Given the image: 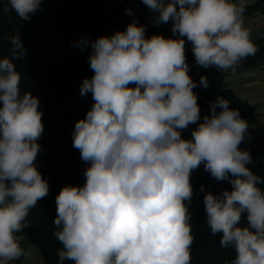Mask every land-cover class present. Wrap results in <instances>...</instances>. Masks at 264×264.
<instances>
[{"label":"clouds","instance_id":"clouds-1","mask_svg":"<svg viewBox=\"0 0 264 264\" xmlns=\"http://www.w3.org/2000/svg\"><path fill=\"white\" fill-rule=\"evenodd\" d=\"M142 2L158 13L157 24L172 20L176 38H146L145 26L133 22L91 42L94 75L82 81L80 95L91 93L94 104L72 132L88 167L82 186L66 185L55 198L57 264H191L190 176L202 163L232 185L204 196L211 233H222L220 246L235 251L232 264H264V189L257 186L264 179L246 167L251 154L239 148L248 122L218 96L198 123V83L185 55L186 38L198 66L233 74L255 56L246 0ZM40 8L41 0H8L3 11L30 21ZM88 43L79 42L82 51ZM9 44L10 57L0 58V264L25 254L16 234L30 226V210L49 193L34 163L44 131L40 101L21 93L14 63L27 50L19 35ZM199 85L209 87L206 76ZM197 123L191 139L182 138Z\"/></svg>","mask_w":264,"mask_h":264},{"label":"trees","instance_id":"trees-1","mask_svg":"<svg viewBox=\"0 0 264 264\" xmlns=\"http://www.w3.org/2000/svg\"><path fill=\"white\" fill-rule=\"evenodd\" d=\"M169 2V0H165ZM8 0H0V58L10 57L9 38L19 35L27 54L22 60L14 61L16 70L22 75L21 93L30 92L40 101L44 131L38 140L41 151L35 164L42 176L49 182V193L38 200L30 210V226L25 229L26 239L37 247L44 264H57V250L62 244L54 236L57 230L53 224L56 217L55 198L66 185L84 184L83 171L88 167L78 149L73 147L72 132L75 123L84 119L94 104L91 93L80 95V86L85 78L91 79V42L101 36H111L125 31L130 23L136 22L146 28V38L163 35L176 38L172 33V20L167 23L155 22L158 13L152 12L142 0H41V8L30 21L20 20L14 12L5 13ZM131 10V15L126 12ZM264 11L260 2L246 4L244 17ZM88 40L82 51L79 42ZM258 48L255 56L242 62L237 69L256 65L264 58V38L253 41ZM185 55L189 64V75L198 86L193 91L198 95L201 120L210 115V104L218 96L227 99L231 109H238L248 123L256 118L251 106L226 88L222 80L223 70L216 67L202 68L197 65L192 44L185 38ZM230 71V70H228ZM201 76H206L209 87L199 85ZM135 87V85H129ZM219 111V109H218ZM189 125L182 130V138L191 139V132L198 127ZM241 150L250 152L252 160L246 165L255 175L264 179V157H253L254 149L239 145ZM235 178V177H232ZM193 196L188 205L191 213L192 235L191 264H232L235 251L222 248V233L213 235L207 223L204 196L208 192L221 193L232 190L227 181H217L202 163L190 176ZM204 186V191H200ZM264 189V184H258ZM246 213L242 214L241 226H247ZM65 264H72L66 260Z\"/></svg>","mask_w":264,"mask_h":264},{"label":"crops","instance_id":"crops-1","mask_svg":"<svg viewBox=\"0 0 264 264\" xmlns=\"http://www.w3.org/2000/svg\"><path fill=\"white\" fill-rule=\"evenodd\" d=\"M260 61H258L257 63H259ZM252 67L236 69L235 74H233L231 70L223 71L221 74L224 86L233 90L236 95L243 101L247 102L253 110L256 121L248 123V128L245 133V139L243 142L248 148L254 149L253 157L262 158L264 157V113L259 114L255 107L251 104V102L246 100L241 95L240 91V87L249 90L247 87L250 85H259L264 88V75L260 79L256 76H252L250 73V71H252ZM17 237L24 251L29 247H33L31 246L32 244L26 239L25 232L23 231V229L20 234L17 235ZM38 259L39 256H37L36 258L37 264H44L43 260L41 261Z\"/></svg>","mask_w":264,"mask_h":264},{"label":"rangeland","instance_id":"rangeland-1","mask_svg":"<svg viewBox=\"0 0 264 264\" xmlns=\"http://www.w3.org/2000/svg\"><path fill=\"white\" fill-rule=\"evenodd\" d=\"M264 8V0H246V3L252 4L255 2H260ZM244 24L250 30L252 41L264 38V11H258L255 14L244 17ZM252 71H250L252 76H256L259 79L264 75V58L255 66H253ZM249 90L240 87L241 95L255 107L259 114L264 113V88L259 85H250L247 87ZM25 232V229H23ZM20 233H17L18 235ZM25 249L24 255L15 261L9 262V264H37L36 258L39 256L38 260L42 261L37 247L31 245ZM39 262V261H38Z\"/></svg>","mask_w":264,"mask_h":264}]
</instances>
